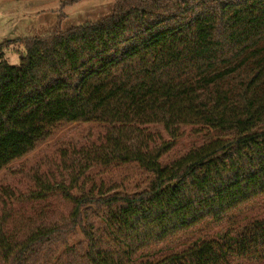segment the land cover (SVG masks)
Returning <instances> with one entry per match:
<instances>
[{
  "label": "trees",
  "instance_id": "1",
  "mask_svg": "<svg viewBox=\"0 0 264 264\" xmlns=\"http://www.w3.org/2000/svg\"><path fill=\"white\" fill-rule=\"evenodd\" d=\"M19 42L18 65L0 55V171L57 125L102 132L61 154L66 188L1 190L0 264H264V217L218 233L264 198V0H114ZM185 127L214 138L166 163ZM119 167L141 183L89 175Z\"/></svg>",
  "mask_w": 264,
  "mask_h": 264
},
{
  "label": "rangeland",
  "instance_id": "2",
  "mask_svg": "<svg viewBox=\"0 0 264 264\" xmlns=\"http://www.w3.org/2000/svg\"><path fill=\"white\" fill-rule=\"evenodd\" d=\"M114 0H0V45L11 42L0 49L2 60L10 66L18 65L24 51L21 43L26 38H42L53 33L57 28L63 32L86 23L98 22L113 13ZM164 140L167 136L160 128H155ZM197 128L181 129V136L167 153L164 161L171 162L190 148L200 145L206 139L205 133H197ZM102 130L91 124H61L54 127L49 138L41 142L31 153L22 159L11 163L0 171V193L4 188H10L15 193L23 192L25 187H31L27 176L38 173L50 177L52 184L62 182L66 188L69 177L66 176L61 154L66 152L73 157V152L87 142L95 140ZM72 160V158L70 159ZM69 163H66L68 165ZM95 182L115 184L134 189L141 183L140 174L127 167L112 168L89 172ZM264 217V198L256 200L241 209L232 212L227 221L218 230L222 233L228 228L243 226ZM180 251L182 243L157 250L164 255L168 250ZM169 251V252H170Z\"/></svg>",
  "mask_w": 264,
  "mask_h": 264
}]
</instances>
